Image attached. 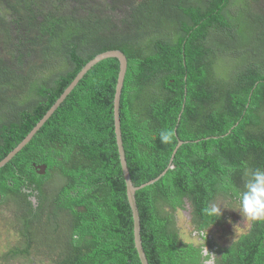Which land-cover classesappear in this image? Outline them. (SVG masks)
Listing matches in <instances>:
<instances>
[{"label":"trees","instance_id":"16d2710c","mask_svg":"<svg viewBox=\"0 0 264 264\" xmlns=\"http://www.w3.org/2000/svg\"><path fill=\"white\" fill-rule=\"evenodd\" d=\"M115 50L128 62L120 122L134 185L157 179L184 142L136 193L149 264H264V222L229 243L221 233L225 246L214 238L226 214L206 211L239 207L243 174L264 168V0H0V162L88 62ZM119 71L114 58L95 65L0 169V207L25 214L20 255L40 246L35 225L59 220L56 233L66 219L45 246L50 264H141L115 133ZM184 211L196 243L181 235ZM206 237L213 255L202 258Z\"/></svg>","mask_w":264,"mask_h":264},{"label":"rangeland","instance_id":"374dc122","mask_svg":"<svg viewBox=\"0 0 264 264\" xmlns=\"http://www.w3.org/2000/svg\"><path fill=\"white\" fill-rule=\"evenodd\" d=\"M124 13V12H122ZM51 70H45L44 73L39 75V79H47L51 74ZM219 204L225 205L226 202H220ZM227 205V204H226ZM228 206V205H227ZM19 207V206H17ZM239 207H233L232 209H222V215L226 214L225 223L223 225L224 229L217 230L215 233L214 240L220 244L227 246L224 239L220 237L221 233L227 239L228 243L239 238L241 235L245 234L250 223L241 216L237 211ZM43 212V210L41 211ZM40 216V211L37 213L36 217ZM24 211L21 209H16L14 206L0 207V264H50L49 259L54 256L46 247H49L52 243L57 242V238L64 235L63 229H65L69 222L66 219L61 220V227L55 233L56 225L48 219L41 221L42 218L37 221L40 227L36 228L34 226V231L32 237L36 242L40 244L32 245L30 252L34 253L32 256L25 257L18 253L20 249L26 245V239L22 233V225H24ZM178 227L181 229V235L186 239L188 243H196L195 239L198 241L199 237L197 235L190 237L189 232L192 230L189 221V212H179L177 214ZM216 230V229H214ZM224 232V233H223ZM46 246V247H45ZM38 256H36V255ZM208 264H214L213 262H208Z\"/></svg>","mask_w":264,"mask_h":264},{"label":"water","instance_id":"95a60500","mask_svg":"<svg viewBox=\"0 0 264 264\" xmlns=\"http://www.w3.org/2000/svg\"><path fill=\"white\" fill-rule=\"evenodd\" d=\"M117 59L120 63V71L118 75L117 85H116V92H115V98H114V123H115V133H116V140H117V146H118V154L120 157L121 167L123 170L124 179L127 186V197L129 204L132 209L133 213V220H134V242H135V248L137 250V253L139 255V259L141 261V264H149L148 259L146 257V254L143 249L142 239H141V220H140V214L139 209L137 206L136 201V193L150 185L155 184L160 178L164 177L169 169L172 167V163L174 161V155H176L178 149L184 144V142H179L178 146L174 150V153L172 155L170 165L163 172L157 179H154L144 185H141L139 187L135 186L132 182L131 175L128 169L127 161H126V155L124 147H123V141H122V133H121V122H120V101H121V95L122 90L124 86V81L128 69V62L126 56L118 51H108L105 53H102L98 56H96L93 60L88 62L86 66L79 72V74L76 76V78L73 80L71 85L68 87V89L65 90V92L62 94V96L57 100V102L53 105V107L47 112V114L43 117V119L33 128V130L28 134V136L19 144V146L12 151L4 160L0 162V168H3L6 164H8L18 153H20L24 148L32 141L34 136L38 134V132L43 128V126L47 123V121L53 116V114L59 109V107L65 102L67 97L71 94V92L74 90L76 85L79 84V82L83 79V77L98 63L107 60V59ZM39 169H43L44 166L38 167ZM40 174V173H39Z\"/></svg>","mask_w":264,"mask_h":264},{"label":"clouds","instance_id":"9594fccd","mask_svg":"<svg viewBox=\"0 0 264 264\" xmlns=\"http://www.w3.org/2000/svg\"><path fill=\"white\" fill-rule=\"evenodd\" d=\"M161 137L165 142H167L169 140L170 133H161ZM40 166H44V168L41 170L38 168ZM47 170H48V166L45 164L37 166L38 174L39 173L44 174ZM243 180H244L243 188L239 192V195L237 196V199L239 201V208L237 211L241 214L244 220H247L249 222H264V168H256L246 171L243 174ZM32 200L35 206H37L35 197H33ZM222 209H232V208L228 207L226 204L222 205L213 202L210 204L209 208L206 209V211L209 214H211L215 220L216 218L222 216ZM208 230H207V236H208ZM201 235H203V233ZM206 240L207 237L205 238L204 241V249L201 250L202 258L205 256V249L207 253L212 254L209 252V250L206 247ZM203 264H208V261L204 260Z\"/></svg>","mask_w":264,"mask_h":264}]
</instances>
